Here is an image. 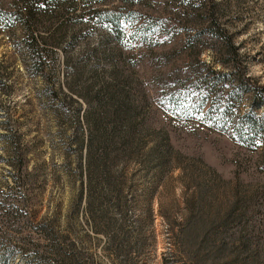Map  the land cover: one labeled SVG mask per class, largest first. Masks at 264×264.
Wrapping results in <instances>:
<instances>
[{
    "label": "rangeland",
    "instance_id": "obj_1",
    "mask_svg": "<svg viewBox=\"0 0 264 264\" xmlns=\"http://www.w3.org/2000/svg\"><path fill=\"white\" fill-rule=\"evenodd\" d=\"M69 1L73 9L51 5L38 26L47 35L48 28L65 24L66 34L42 75L34 73L25 51L13 49V42L22 40L13 17L5 23L12 30L0 26V264H53L52 244L39 230L30 239L41 240L42 246L22 248L27 221L69 234L66 243H76L84 264H193L189 239L180 231L192 234L199 216L214 220L237 200L252 224L264 221V90L253 97L237 88L223 115L214 105L211 90L229 93L234 78L222 64L227 66L228 58L221 45L203 35L202 0H131L141 12L137 24L144 21L150 28L148 46L127 38L117 45L113 28L93 13L131 3ZM222 3V20L244 72L264 88V0ZM12 4L0 0L2 9H13ZM213 68L230 72L221 78L223 86ZM121 70L130 75L126 82ZM158 70L168 84L151 76ZM99 102L108 111L124 103L120 115H130L137 130L123 144L122 126L113 131L104 120L114 143L93 152L92 164L101 169L92 173L93 206L87 208L83 200L78 206L75 197L87 183L85 116L97 147L101 134L95 124L105 115ZM246 113L259 117L252 130ZM250 198L259 204L248 206ZM124 209L132 246L127 255L104 249L118 235ZM9 245L21 247L14 248L15 254L4 253Z\"/></svg>",
    "mask_w": 264,
    "mask_h": 264
},
{
    "label": "trees",
    "instance_id": "obj_2",
    "mask_svg": "<svg viewBox=\"0 0 264 264\" xmlns=\"http://www.w3.org/2000/svg\"><path fill=\"white\" fill-rule=\"evenodd\" d=\"M16 3V6L12 4L13 9L10 7L8 9L0 8V26L2 30L13 29L11 26H7L6 21L10 19V16L13 18L11 21L20 27L22 32V40L18 42H13V49L16 51H25L29 60L30 67L34 71L35 74H41L44 72L46 68L49 67V59H52L54 55V49L61 47L62 39H65L64 36V25L58 24L56 28L50 27L46 30L47 35H41L38 32L40 23H42V17L45 16L47 9L51 5L63 6L64 4H68V8L73 9L74 4L73 1L69 0H11ZM68 1L69 3H64ZM83 3L87 4L92 2L95 3H103L107 0H81ZM122 4H130L131 0H117ZM222 0L218 2L217 0H202L201 11L202 14L205 15L206 23L204 24V28L202 30L203 35H208L214 40H216L222 48L223 55L228 58V65L226 66L225 62L222 64L225 67H228L233 75L234 81H231L229 85L230 94L224 93L221 89H212L216 95L214 105H217V109L225 114V111L228 110V102L231 99V96L235 94L236 89L244 88L245 90H249L251 93L256 95L258 91L264 90L262 86H256L251 83L249 77L246 76L244 72V67L241 65L238 50L235 47L232 36L226 27V24L223 22L222 18V8L224 4ZM15 7V8H14ZM5 10H10L9 13H5ZM123 13H122V12ZM94 16H96L100 22L108 23L113 28L114 34V42L118 45L121 44L124 38H127L132 42V40H137L138 44H144V46H148V36L149 26L146 22L142 21L140 24L138 23L137 17L140 16V9L135 8L134 4L131 3L128 7L122 5L113 6L111 8H100L96 12H93ZM38 28V29H37ZM62 34V36H58V34ZM10 34V33H9ZM76 38L75 36L71 37L68 43L69 48H72L75 44ZM149 49H145L143 51H148ZM115 51V50H114ZM141 53V51H140ZM119 54V53H118ZM120 55V54H119ZM129 58V57H128ZM68 64V62H67ZM212 75L216 79L219 80L218 84L223 86L226 82L221 78H226L230 73H222L217 72L214 68L211 70ZM119 73V77L122 81H127L130 75L124 76L123 71L121 70ZM122 73V75H121ZM81 74V72H78ZM78 74L75 75L78 77ZM164 73H161L159 70L154 71L151 76H155L160 80V83L168 84L167 79L162 77ZM157 75V76H156ZM154 77V78H155ZM72 82H67L65 87L68 90H72L70 84ZM158 86V85H157ZM156 86V87H157ZM160 89V88H159ZM164 89V87H161ZM56 93V92H55ZM192 92H189L191 94ZM205 93L206 90L202 91L203 97L201 96L198 100L199 107L202 108L205 103ZM53 94V92H52ZM258 94H260L258 92ZM54 95V94H53ZM144 97L142 96L141 99ZM109 102L112 103L111 95H108ZM108 104V102H105ZM102 103L99 102L98 106ZM122 106H112L113 110L108 111L106 106L103 104L100 106L99 110H103L105 115L95 124L96 127L99 128V132L101 135H98L96 138L97 147L93 146L94 138L92 137V131L90 129V122H88L87 117V128L89 129V137L85 144V155H84V166L83 172L86 175L87 183L85 186V191L82 190L75 197V201L78 203V206H81V202L86 201L87 208L93 206V202L91 201V177L92 173L100 171V165L92 164V158L94 156V151L96 148L106 147L112 145L114 143V137L112 134H107V127L104 125V120H108L109 123L112 124V130H116L119 126H122L121 129L124 131L123 133V144H126L127 140L131 137L132 133H136V126L131 124L128 120L130 115H127L125 118H122L120 115L122 110L126 109V106L123 104H118ZM141 107V106H140ZM101 110V111H102ZM111 112V113H107ZM246 124L249 129H254L257 126V122L259 121V117L254 115L253 113H246ZM122 120L123 123H117L119 120ZM121 121V122H122ZM104 138V139H103ZM120 138V136H119ZM120 138V141H122ZM82 146H80L81 150ZM105 151V149H103ZM264 205V198L261 200ZM242 201H234L232 206H230L229 210L218 215L214 220L211 219H202L201 216L197 218V223L194 232L191 234V230H181V234L185 235L186 239H189V247L188 254L190 255V259L193 264H264V221L260 222L258 225L252 224V219H247V216L244 212H240L239 210L243 207L239 206ZM248 206L259 204V201L255 200V198H250L248 201L246 200ZM126 204L125 202L123 205ZM239 211V212H238ZM150 217H151V209H150ZM121 220V225H119L118 235H114L109 238L107 246H104L105 250H109V248H113L115 254L119 253H127L131 250L132 246L129 244V240L131 238V234H128V230H126L125 225V217L127 215L126 210H121L119 213ZM149 216V215H148ZM114 221V220H112ZM27 234L22 239V248L31 246L33 249L40 248L42 244L40 241H32L30 238L33 233L39 230V234L41 238L52 244L50 249V254L52 255L53 264H84L82 262V254L77 251L76 243L69 242L66 243L67 238L69 239V234L62 235L61 231H54L46 225V223H40L37 227H33L31 221H27ZM124 231V232H122ZM255 231L260 233L262 238L259 235H255ZM69 233V232H67ZM191 238V239H190ZM193 239V240H192ZM53 243H50L52 242ZM10 247L5 249L4 253L8 251V253L15 254L16 247H21L19 245H9ZM44 253V252H43ZM187 255V254H186ZM201 255V258L199 257ZM44 256L41 254L40 258L44 260H48V257L43 258ZM199 257V258H198ZM49 260H51L49 258Z\"/></svg>",
    "mask_w": 264,
    "mask_h": 264
}]
</instances>
